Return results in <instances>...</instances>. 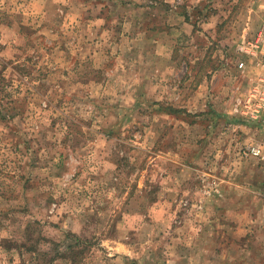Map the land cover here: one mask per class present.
Masks as SVG:
<instances>
[{
  "label": "rangeland",
  "instance_id": "1",
  "mask_svg": "<svg viewBox=\"0 0 264 264\" xmlns=\"http://www.w3.org/2000/svg\"><path fill=\"white\" fill-rule=\"evenodd\" d=\"M63 2L0 0V42L18 35V21L22 36L16 42L66 48V54L58 52L64 60L56 55L45 66L33 46L31 59L14 67L16 77L0 75V102L8 94L23 96L0 110L6 121L0 123V264H184L176 247L185 260H198L195 247L203 253L206 247L196 233L201 227L215 228L205 236L214 244L207 259L221 255L218 246L238 243L224 260L264 264V198L247 188L264 183V160L244 156L251 146L245 139L235 143L236 154L215 151L221 131L229 133L216 119L219 92L237 75L240 44L256 37L264 42V0H177L172 11L188 10L195 32L184 24L171 30L169 18H175L170 24L178 19L165 0H76L77 13L68 18L66 11L74 12L69 7L63 26L41 25L56 12L52 6L44 19L41 7L67 8ZM201 2L224 18L219 25L213 21L210 32L203 29ZM155 29L162 42H149ZM170 38L174 42L167 43ZM106 50L112 58L96 57ZM103 64V73L90 75L93 83L80 88L79 74L85 79ZM56 66L64 69L50 74ZM27 71L44 81L65 80V92L36 87L44 97L61 96L52 102L31 92L27 98V86L19 82ZM11 78L12 91L6 88ZM211 82L212 108L188 106L194 96L201 104ZM156 100L161 105L154 107ZM9 129L17 134L7 136ZM207 143L212 147L206 150ZM174 175L185 185L176 201L158 210L155 204L165 202ZM124 220L127 227L118 231ZM231 225L241 229L233 233L236 239L217 232Z\"/></svg>",
  "mask_w": 264,
  "mask_h": 264
},
{
  "label": "crops",
  "instance_id": "2",
  "mask_svg": "<svg viewBox=\"0 0 264 264\" xmlns=\"http://www.w3.org/2000/svg\"><path fill=\"white\" fill-rule=\"evenodd\" d=\"M176 1L177 0H165V5L171 11V15H174L178 19L177 20L178 23H176V24H174L175 23V18H173V19L169 18L167 23H168L169 27L171 28V30H173L174 26H178L180 24H184V26H186L185 30H187L189 22H187L188 20H186V19L189 18L188 17L189 12H188V10L185 13L184 12H182V13L180 12L179 13V12H176V11L175 12L172 11L173 7L176 8L174 6V3ZM191 2H193V0H191ZM63 3H64V5H66L67 8L61 7V6H59V4L57 6H55V4H50V3L47 4L48 7H41V13H42V17L44 19H47V17H48L47 16V12L49 11V9L52 6L54 7V10L56 11L54 13L55 15H52L50 17V21L42 22L41 25L45 26L46 24H49V25H54V26H56V25L63 26L65 11L69 7H74V8H72V9H74V12L72 10L68 9L66 11L67 12L66 14H67L68 18L71 17L70 12L72 14H76L77 13V6H76L77 2H76V0H64ZM194 9L196 10L197 7H195ZM200 9H201V13H202V18L206 19L204 21V23H203L204 24L203 25V29H205L206 31L210 32L209 29H211V30L213 29V28H210L211 27V23L213 21H214L215 25H219V24H221L223 22L224 18L221 15V11L220 10H218V12H217L215 9L212 8V6H207V4L204 5V2L200 3ZM153 15L155 16V13H153ZM77 16H79V14ZM181 16L184 17V19ZM79 17L77 18L78 20H79ZM48 20H49V17H48ZM78 20L75 21V22H78ZM171 20H174V23L170 24ZM185 21L187 23H185ZM89 22H90V27H92V22L91 21H89ZM70 24H73V22H71ZM123 24H124V22H123ZM19 25H20V22H18V21L13 24V28L14 29H18L17 30L18 31V33H17L18 35H16L14 38L13 37H11V39L9 38L8 41H6V42H0V44H1L0 45V62H1V65L2 64L4 65V66H1V68H0V75L1 76H5L6 77L7 74H11L12 77H16L17 75L15 73V68L14 67H16L19 64H22L24 60L25 61H29L31 59V56H30L29 53L32 50L31 48L33 46H34V48H36L35 50L38 51V56L36 58L39 57V59L43 60L44 63H45V64L44 63L43 64L45 66L49 64L50 58L54 59V57L56 55H57L56 56L57 57L56 60H64L65 59L66 56L63 55V54H59V53H61V51L63 52V50H64L65 51L64 53L66 54V48L65 47L62 48L58 44H57V47H56V45H54V44L53 45H49L48 42H16V41H19L20 36H22L20 34V26ZM139 25L141 26L140 23H139ZM205 25L207 26V28H204ZM126 26H127V24H126ZM93 28L96 29V27H93ZM189 28H190L191 32H195V30L193 29V28H196L195 25H193V27L190 26ZM107 29H108V32H109V28H107ZM166 39H168V38H166ZM145 40L146 39H144V42H146ZM260 40H261V38H257V37L255 38V41H257V42H259ZM149 42H162L161 30L160 29L159 30L155 29V36ZM166 42L167 43L168 42H174V40L170 38V40H168ZM22 43H24V44H22ZM78 43L80 44V42H78ZM110 43L118 45L120 42H115V43L110 42ZM260 46L261 47L259 48V50H257V52H256V54L254 56L253 55L250 56L248 54L237 55L238 58H237V61L234 60V66L237 67L239 65V63H244L245 64V68L243 70L238 68L236 70L237 75L236 76L234 75L232 78L227 79L226 84H224L222 86V88H221V90L219 92V100H218V103H217V107H218L219 111L216 113V115H217L216 119H217L219 124L224 122V125L227 126V128H225V129L228 130L229 133H225V132L221 131V136H220V138H219V140H218V142L216 144V149L217 150H215V151L217 152V154H224V153H229V154L230 153H234V154H236L238 151H235V150H237V145H235V143H239V140L241 141V139L242 140L245 139V140L249 141L251 143L250 144L251 146H259L261 148V150H262V153L264 154V145H263L264 144V110L262 111V116H260L258 118L256 117V119H254L253 117H250L248 115L234 113L236 102H238L239 99L240 100H246L248 98V96L252 93V90L255 87H259V89L261 90V93H264V85L255 86V84L258 81V79H262V78L264 79V44L262 43ZM110 48H111V46H110ZM55 50H59V51L56 52ZM20 53H23L24 57ZM95 55L98 58L101 57L103 60L110 59V58L113 57V54H111L110 52H107V50L105 52H102V54L95 53ZM91 57H93V56H91ZM80 58H81V56L77 55V60H80ZM117 58H121L122 59L123 56L120 55ZM241 59H245L246 61L243 62V60H241ZM5 61H9L12 64V66H10L9 68L6 67V65L4 64ZM238 61H240V62L238 63ZM105 67H106L105 64H103L100 67V69L97 70L96 73H89L88 74L89 77L87 76L85 79H82L83 76H85V75L82 76V73H80L79 75L81 77H79L78 78L79 80H77V81H79L78 83L80 84L79 85L80 88H81V84L82 85H90V84H92L93 81H94L93 79H95V78H90V75H92V74L94 75L95 74V76L97 77L98 75L103 73L102 70L105 69ZM47 68H45V69H47ZM61 68L64 69V66H56L54 68V71H49V72H50V74L59 75V72H61ZM59 69H60V71H58ZM35 73H40V72H39V70H35ZM35 73H32V75H31L30 72L27 71L26 79H24L25 81H19L20 83H24L23 84L24 86L25 85L27 86V88H26L27 92L25 93V95L27 94L26 95L27 98L30 97V94L32 92V94H35V96H37V97H39V98H41L43 100H46V99L49 100V97H50V99H51L50 101L55 102L53 100V98L56 99V98L61 96L60 94H57V93L58 92H61V93L65 92V90H66V88L64 87L65 86L64 85L65 80H61V78H58L61 82H57L55 80H50V79H47V80L44 81V80L41 79V77H40V79L36 78L35 77ZM30 75L33 78H35V79L29 78ZM63 77H64V75H63ZM27 78H29V81H27ZM242 78H244L246 80L242 81ZM35 80H37V81H35ZM11 81H12L11 86H7L6 88H9V90L12 91L14 89V87H15V84L13 83V81H15V80L13 78H11ZM77 81L73 80L74 83L77 82ZM1 86L2 85L0 84V92L3 90V88ZM155 86H156V88L161 87L159 85H155ZM36 87H47L48 90L52 89V90L58 91V92L52 93L51 94L52 96H48L47 95V96L44 97L40 93L36 92ZM92 87L93 86H90V88H92ZM212 89H213V83L211 82L210 84H207L206 89L202 90L201 97H202V95H206V96H203V100H202L201 104L199 106H196L198 104L195 105V103L198 102L199 100H197V98L194 96L193 99H192V102H190L188 106H191V108H197V107H200V108L202 107L203 108V107H207V105H209L208 107L212 108V105H211V102H210V101H212V96L210 95V92L212 91ZM258 96H261V95H258ZM22 97H23L22 94H17V96L16 95H9V94L6 95L5 101H3V99H2V101L0 102V110H2V108L4 106L8 107L6 105H9L7 103L11 102V100H16L18 102V100L22 99ZM91 102L93 103L94 101L91 100ZM49 104H50V102H49ZM160 105H161L160 101L156 100L154 102V107L160 106ZM188 106H187V108H188ZM189 111H191V110H189ZM170 118H171V116H170ZM2 120L3 119H0V123H2ZM5 122L6 121L3 120V123H5ZM230 132H233V133H231L232 137H233L232 138L233 140H232L231 143L233 144V146H232V151H227L226 150V144H228V142L230 143V141H229L231 139V137L229 136ZM10 134L11 135H15V134H17V132L16 131L13 132L12 129H9V131H7V136L11 137ZM165 135H166V133H165ZM158 138H160L159 134H158ZM220 139H223V141H221ZM236 141H238V142H236ZM224 146H225V148H224ZM204 147L207 150V149H209L212 146L210 145V143L209 144L207 143L206 146H204ZM211 149H213V148H211ZM240 150H241V147L239 149V152H240ZM228 170H230V168ZM233 170H234V172H236V171L239 172L238 168H235ZM246 170H247V167L242 168L240 170V173H242V172H244ZM260 170H262L261 173H262V175H264V173H263L264 169L261 168ZM254 173H257V169L253 172V174ZM169 185H170V188L167 191V193H168L167 194V198L164 199L165 202L163 204H161L160 202H163V201H162V198H160V200H157V202L158 201L159 202L155 204V207L158 210H163L165 207H168L169 203H172V202L176 201L177 196L180 195V192L182 191L181 188L184 187V185H185V179H180L178 177H175V175L171 176ZM247 188H249V193L251 194V196L255 195L256 198H262V199L264 198V183H263V181H260V183L257 186L251 185V186H248ZM239 213L243 215V219L244 220L247 218V213L246 212L245 213L239 212ZM235 215L237 216V214H235ZM226 218H227V216L224 218V220ZM228 218L231 219V220L228 219V221H230V223L233 224L234 221H235V218H232L229 215H228ZM119 227H122V228L119 229ZM126 227L127 226L125 225V220H124L123 225L122 226L121 225H117L116 229L118 231H122ZM223 227L224 228H222V227L216 228L217 232L222 234L223 236H226L229 240H231V238L232 239L234 238V237H232L234 232H238L239 230H241V229H237L236 227H234L232 225L229 228H228V226H223ZM213 229H215V228L206 229V227H201L199 232L194 231V232L197 233L199 239L201 240V244H206L204 253L203 252H199L200 249H197L195 247L196 250H194V251H196V253H197L198 257H199L198 260L197 259L195 260L191 256H189V258L187 257V260H185V258L183 256L185 254H182V252H180L181 249H179L178 246H177L176 250L179 251V253H180L179 254V260L181 261V259H182L184 264H229L227 259L226 260L223 259V257L226 258V255H228V253L224 254V252L231 250L232 253H234L235 250L238 249V247H239L238 243H235V245H233L231 247L228 246V249H226V245L227 244L226 245L225 244L224 245H220L217 248H215V252H217V251L221 252L220 256H217V257L213 256L211 259H207V257H206V251L209 249L208 245H212L213 246L214 244H208L209 242L207 241V237H205V236L206 235H209V236L213 235L214 234L213 233V231H214ZM245 229H246V227H245ZM250 229H252V228H250ZM255 229L257 230V228H255ZM200 233H202V234H200ZM161 236H159L160 239H161ZM203 236L205 237V239L203 238ZM234 239H236V237ZM242 240L243 239H241V241ZM169 247H170V249H174L172 246H169ZM222 252H223V255H222ZM175 257H177V256H175ZM173 262H176V261H173Z\"/></svg>",
  "mask_w": 264,
  "mask_h": 264
},
{
  "label": "built area",
  "instance_id": "3",
  "mask_svg": "<svg viewBox=\"0 0 264 264\" xmlns=\"http://www.w3.org/2000/svg\"><path fill=\"white\" fill-rule=\"evenodd\" d=\"M264 42H242L238 47V52L240 54H248L254 56ZM239 69H244L245 64L239 63ZM264 85V79H258L255 86ZM254 86V87H255ZM261 95V96H258ZM254 101V102H253ZM264 110V93H261L259 87H255L252 93L248 96L246 100H238L236 102L234 113L248 115L256 119V117L262 116V111ZM245 157L256 158L258 160H264V154L259 146H247L243 150Z\"/></svg>",
  "mask_w": 264,
  "mask_h": 264
}]
</instances>
